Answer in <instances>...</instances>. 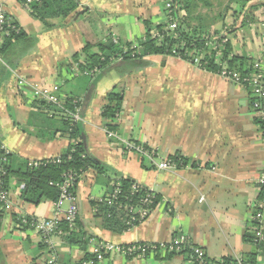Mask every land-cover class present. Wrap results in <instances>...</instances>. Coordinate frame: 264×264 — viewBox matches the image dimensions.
<instances>
[{
  "label": "crops",
  "instance_id": "obj_1",
  "mask_svg": "<svg viewBox=\"0 0 264 264\" xmlns=\"http://www.w3.org/2000/svg\"><path fill=\"white\" fill-rule=\"evenodd\" d=\"M206 1L208 4L197 2L192 26L200 27L199 17L208 21L222 13V20L216 18L201 35L227 30L229 54L237 58V64L240 59L249 68L264 52L262 1L252 2L255 7L250 9L230 4V0ZM0 2L29 36L11 49L9 65L0 68V144L11 155L9 168L13 172L28 161L57 158L70 143L60 133L61 121L49 118L44 109L31 103L34 100L28 92L18 87V77L82 99L81 127L88 150L107 168L104 173L90 168L81 175L74 188L79 207L76 232L71 240L67 235L53 234L49 244L33 231L15 226V215L23 212L35 218L62 220L64 213L56 214L51 201L39 205L24 202L22 184L10 173L8 190L13 208L0 209V264H42L52 250L58 254L57 264H82L91 257L96 242L169 244L179 236L201 247L212 260H250L254 256L256 264H264V245L247 239L256 223L258 180L264 174V131L256 124L253 98L246 89L214 70L173 55L146 56L143 63H110L93 77L72 74L74 56L86 45L106 44L113 36L122 47L139 45L146 40L148 25L154 29L165 25L163 0H75L74 13L48 19V27L32 16L20 19L19 13L25 9L19 0ZM181 11L188 15L185 9ZM130 64L146 68L124 70ZM114 91L124 96L122 113L114 122L117 136L154 150L160 161H181L175 171L152 167L139 153L108 139L109 120L102 114L108 95ZM122 179L158 194L154 212L130 229L124 214L116 212L108 217L111 211L107 208V219L126 227L124 231L108 224L98 205L111 183ZM98 264L192 263L184 254L160 251L145 259L112 255Z\"/></svg>",
  "mask_w": 264,
  "mask_h": 264
},
{
  "label": "built area",
  "instance_id": "obj_2",
  "mask_svg": "<svg viewBox=\"0 0 264 264\" xmlns=\"http://www.w3.org/2000/svg\"><path fill=\"white\" fill-rule=\"evenodd\" d=\"M23 8L30 11L31 5L39 0H23ZM179 0H163V7L166 14V24L163 31L153 29L151 31V39H154L158 44H162L166 39L174 41L171 47V55L186 60L200 68H207L209 65H216L217 75L221 78L231 81L246 89L252 96V108L254 116L264 122V52L256 57L246 73L239 72L238 69L233 68L229 64V60L233 57L226 54L227 46L230 42L227 30H222L214 35H206L202 37L200 42L197 40L186 39L184 35L179 34V28L186 29L185 23L188 15L179 9ZM13 18L8 12L5 4L0 2V47L5 42V39L11 34V24ZM14 29V28H13ZM112 43L120 45L116 37H112ZM198 43H197V42ZM139 45L123 46L122 55L111 62H119L123 60L124 55L135 56L139 53ZM6 65L0 55V66ZM79 63L76 62L72 66V74L80 73ZM98 72L95 70H87L81 74L88 76H95ZM18 87L32 97L33 100H40L47 104L53 105L57 109L65 112L67 116L71 117L74 123L83 122L82 116V99L80 97L66 96L57 91V89H50L37 84H33L28 79L18 77ZM71 105L74 110L69 111L67 106ZM107 137L114 144L127 149L129 152H137L149 161L150 166L157 167L162 171H175L177 162L175 159H166L160 161V156L154 151L135 144L125 142L120 139L116 133L107 130ZM0 152H3L0 163L1 176L6 175V167L9 165L10 154L6 146L0 144ZM58 158V157H57ZM55 159V158H53ZM31 167H38L41 161H29ZM59 162V159L56 160ZM0 176V179H1ZM73 175L66 176V180L57 187L60 191V199L55 203L56 214L64 213V218L61 220L56 218H35L17 212L15 215V226L22 229L33 231L37 234L43 243L49 244L53 234L71 235L76 232V224L79 216V207L77 203V196L74 193V179ZM260 194L264 191V174L258 180ZM99 203L104 204L111 212L108 217L116 212L122 213L126 216V225L128 228H133L144 221L154 212L158 204V194L154 189L146 187L139 183H133L127 192L124 189L122 182H112L109 192L99 199ZM68 207L64 210L65 206ZM13 208V201L8 189L0 180V209L8 211ZM256 225L249 230L253 236V243L256 245L264 244V197L260 198L256 206L254 214ZM65 223L67 230H62L61 225ZM190 247L191 258L190 262L193 264H226L224 260H212L208 258L205 251L196 245H193L184 236L175 238L169 244H155V243H136L131 245H117L111 242H96L92 246L91 257L82 262V264H98L105 261L112 255H118L127 260L130 259H145L152 255L159 254L160 251L179 254L183 252L185 247ZM233 264H248L244 259L230 260ZM58 254L52 250L48 257L42 264H57Z\"/></svg>",
  "mask_w": 264,
  "mask_h": 264
},
{
  "label": "trees",
  "instance_id": "obj_3",
  "mask_svg": "<svg viewBox=\"0 0 264 264\" xmlns=\"http://www.w3.org/2000/svg\"><path fill=\"white\" fill-rule=\"evenodd\" d=\"M21 4L24 3L23 0H19ZM201 3L208 4L206 0H198ZM197 0H181L179 6L181 10L185 9L188 12V18L185 23L186 29L182 27L179 28V34L186 36V39H193L200 42L202 39V32H205L207 28L213 23L206 21L204 18L199 17L198 23L200 27L194 28L192 13L197 8L198 2ZM257 0H230V4L234 3L237 5H241L244 9H250L251 7H255V5H251L252 2ZM261 5L264 7V0H259ZM77 8V4L75 0H39L34 2L30 8V14L37 20H40L45 26H49L47 24L48 19L58 18V17H68L73 14ZM227 10L230 9V6L226 7ZM234 15L238 14L237 12L233 13ZM222 15L219 14L216 18H220ZM223 17V16H222ZM221 17V20H222ZM215 18L214 21L217 19ZM212 21V22H214ZM147 25L149 23H146ZM207 24V25H201ZM11 34L9 37L5 39V42L0 47V55L4 60L6 65H1V67H6L9 65L8 55L11 52V49L15 48V45L20 41H27L28 35L20 28L19 24L14 22L11 24ZM165 25L157 26L156 29L163 31ZM14 28V29H13ZM154 28L148 25L147 36L145 41H141L139 44L140 50L139 53H136L134 57L130 55H124L123 60L121 62H131V63H143V59L146 56L152 55H171V47L174 44L173 40L166 39L162 44H158L154 39H151V31ZM196 41V42H197ZM197 42V43H198ZM229 47L228 44L226 49V54L229 55ZM94 49H97L94 51ZM122 45H115L112 41L108 43H99V44H88L83 50L74 56V61L71 65L78 62L80 73L89 70L97 69L102 70L108 64H112V59L117 58L123 53ZM83 58V59H81ZM118 63V62H117ZM229 64L231 67L238 69L239 72L246 73L249 71V68H246L245 63L237 58H232L229 60ZM10 66L11 63H10ZM209 70L216 71L218 67L214 64L209 65L207 67ZM107 105L103 110V117L109 120V123L106 125V129L116 133L117 126L114 125L115 120L122 113V106L124 102V96L121 92H112L107 97ZM35 107H39L45 110V113L49 118L54 120L61 121V134L66 135L70 141L68 148L61 154L58 158L55 159H46L42 160V163L38 167H31L30 162L28 161L25 164V167H21L18 170L12 172L9 166L6 167V175L1 176V181L6 189H8L9 185V174L13 173L18 179L19 183L22 184V195L21 199L26 203H31L34 205H39L43 201H51L53 203L58 202L60 199V191L57 187L58 184H62L66 180V176L73 175L75 178L74 188L77 186L79 182V178L83 173L88 171V169L93 168L99 173L106 172L107 168L104 164L96 161L93 156L90 154L87 146V137L85 135L83 127H81L82 122L74 123L72 118L67 116V114L53 105L47 104L40 100H34L31 102ZM253 105V103H252ZM69 111H73L74 108L71 105L67 106ZM253 109V108H252ZM256 124L261 126V129L264 131V122L260 120H256ZM60 131V130H59ZM56 134V133H55ZM3 152H0V161ZM9 159L11 155H8ZM59 159V162L56 160ZM1 163V162H0ZM153 167V166H152ZM114 182H122V185L127 192L131 188V185L134 183L128 179L117 180ZM264 197V191L261 192L260 198ZM260 200V199H259ZM99 205V213L106 217L107 207L98 203ZM257 205V204H256ZM108 224H113L117 226H121V231L126 230V227H123L118 222L110 221L107 219ZM256 225V223H255ZM62 230H67V225L63 223L61 225ZM127 229H130L127 227ZM75 233V232H74ZM72 233L69 235V239L73 236ZM247 239L249 241H253L252 234H248ZM264 245V244H263ZM176 254V253H173ZM179 254H184L189 258H191V250L190 247H185L183 252ZM248 264H256L255 257H251L250 260H246ZM226 264H233L232 261L225 259ZM193 264V263H192Z\"/></svg>",
  "mask_w": 264,
  "mask_h": 264
},
{
  "label": "rangeland",
  "instance_id": "obj_4",
  "mask_svg": "<svg viewBox=\"0 0 264 264\" xmlns=\"http://www.w3.org/2000/svg\"><path fill=\"white\" fill-rule=\"evenodd\" d=\"M221 1V0H220ZM221 7V9L220 10H223V6L221 5L220 6ZM218 12V11H217ZM221 12V11H220ZM219 14H222V13H219ZM219 14H217L218 16H219ZM19 15H20V19H22V20H24V19H27V18H29L31 15L27 12V11H20V13H19ZM213 16V15H212ZM215 20V18L213 19V17L211 18V19H209L208 20V22H210V23H212V21H214ZM26 22V21H25ZM230 26V25H229ZM230 29H231V26H230ZM47 30H49V28L47 29ZM58 31L59 30H61V29H57ZM39 38L37 37V39H36V41L38 40ZM144 68H146V67H142V68H140V67H138V66H136L135 64H130L128 67H125L124 68V70H126V71H128V72H130V71H133V72H137V71H141V70H143ZM99 80V79H98ZM102 82H104V80H102V81H100L99 83L101 84ZM43 117V116H42ZM44 118V117H43Z\"/></svg>",
  "mask_w": 264,
  "mask_h": 264
}]
</instances>
